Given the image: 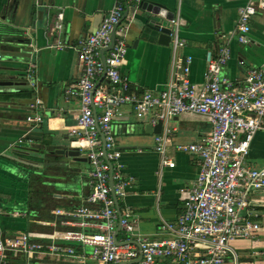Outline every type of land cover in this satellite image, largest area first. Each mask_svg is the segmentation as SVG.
<instances>
[{
	"label": "crops",
	"instance_id": "1",
	"mask_svg": "<svg viewBox=\"0 0 264 264\" xmlns=\"http://www.w3.org/2000/svg\"><path fill=\"white\" fill-rule=\"evenodd\" d=\"M116 1L0 0V79H11L6 73L15 71L7 67L26 71L32 68L36 82L34 87L30 86L23 77L24 86L7 87L15 92H0L1 235L50 232L53 222L61 218L54 214L55 209L71 210L85 203L90 191L88 161L83 162L82 168L78 161L50 156L51 163L48 161L41 170L15 160L17 157L29 159L30 155L15 153L9 146L23 135L31 137L23 142H31L28 147L32 154L33 149L76 145L67 130L76 122L79 102L74 97L65 99L64 91L79 79L81 64L76 49L56 48V39L59 37L74 45L97 28ZM157 1L174 15L179 14L180 37L185 43L179 55L192 57L189 79L201 83L206 68V51L221 41V34L229 33L235 27L238 8L247 0ZM126 5L128 14L120 26L126 28L128 49L120 67L121 74L132 88L158 93L170 78L171 44L159 43L158 33L142 24L145 12L134 8L132 3ZM60 14L62 28L58 35L54 25ZM250 23L248 42L229 39L230 58L223 67V73L239 86L245 84L249 68L264 63V9L254 14ZM3 55L20 60L6 61ZM21 90H30L31 96L17 95ZM35 98L42 101L43 121L31 125L26 116L32 112L30 102ZM122 112L113 121L116 143L121 151L118 162L124 176L131 179L125 196L118 199L119 207L122 210L130 208L136 220L137 234L149 239L166 238V234L159 230V222L161 219L176 220L183 204L179 190L191 185L199 170L197 155L179 150L178 146L200 141L210 132L211 124L205 116L195 113H183L169 120L173 129L165 155L175 162L170 167L161 165L160 155L155 150V133L146 131L156 110L137 117L127 105ZM81 155L85 156L84 149H81ZM245 161L254 168L264 165V130L255 133ZM31 169L34 171L30 172ZM44 182H59L61 189L44 185ZM250 200L251 219L260 227L247 238L233 239L231 244L238 254V264H264V188L253 190ZM124 236L119 229L117 237ZM88 250L89 247L84 248L85 253ZM8 257L7 264H96L88 258L82 261L77 257L47 256L32 260L23 253H11ZM226 264H234L230 254Z\"/></svg>",
	"mask_w": 264,
	"mask_h": 264
},
{
	"label": "built area",
	"instance_id": "2",
	"mask_svg": "<svg viewBox=\"0 0 264 264\" xmlns=\"http://www.w3.org/2000/svg\"><path fill=\"white\" fill-rule=\"evenodd\" d=\"M139 2L117 0L97 28L74 45L56 39V48H75L81 64L79 79L65 89L64 96L79 102V114L67 134L76 143L73 147L84 149L90 191L84 204L71 210L55 209L54 214L61 218L53 222L50 232L0 234V264H7L11 253H23L32 260L47 256L77 257L82 261L88 258L96 264H226L230 254L238 264L231 241L247 238L259 229L260 224L251 219L250 193L264 188V165L250 167L245 159L255 133L264 130V63L249 68L246 82L240 86L223 73V67L230 58L229 39L249 41L251 17L264 9V0H247L239 6L235 27L221 34V41L206 51L204 80L199 84L189 79L192 57L179 55L185 43L180 37V16L173 15L169 20L170 78L158 93L131 87L120 71L128 49L126 28L118 25L114 38L111 36L125 4L132 3L137 8ZM61 20L62 14L54 25L58 35ZM111 42L104 51L103 63L101 49ZM103 73L105 83L102 79L96 86ZM25 77L34 87L32 68ZM127 105L137 117L156 110L151 125L162 121L160 133L154 136L161 165L175 164L165 155L173 129L169 120L195 113L205 116L211 124L210 132L200 141L178 146L179 150L197 155L199 170L191 185L179 190L183 204L176 220H160L159 230L166 234L163 239L137 234L130 208L120 209L119 218L111 194L110 178L117 199L125 196L131 179L124 176L118 162L121 151L113 122ZM30 108L26 121L31 125L41 123L42 101L35 98ZM118 224L125 234L123 238L116 235L119 243L115 241ZM86 247L90 248L88 253L84 251Z\"/></svg>",
	"mask_w": 264,
	"mask_h": 264
},
{
	"label": "water",
	"instance_id": "3",
	"mask_svg": "<svg viewBox=\"0 0 264 264\" xmlns=\"http://www.w3.org/2000/svg\"><path fill=\"white\" fill-rule=\"evenodd\" d=\"M137 7H138L140 12L141 11L145 12L143 20L141 21L142 24L144 26H146V28H148L149 30L156 31L158 33V42L159 43L165 44V45L169 44V42H170L169 20L173 17V15H174L173 12L168 10L165 5H163L161 2H159L157 0H140ZM127 14H128V6L126 5L121 19L119 20L118 23H116L114 25V27L112 29V32H111L112 39L114 38V33H115L116 27L118 25H120V23L122 22L123 19L126 18ZM3 41L6 42V40H3ZM111 45H112V42L108 47L101 49L100 53H101V59H102L103 63L105 62L104 51L107 50L109 47H111ZM2 57H3V60H6V61H11L13 59H15V60L17 59L15 57H12L11 55H3ZM19 60L20 59L18 58L17 61H19ZM4 69H5V67H4ZM7 69L11 70V71H15V72L6 73V77H11V79H0V87H1L0 92H7V93L15 92L16 91L15 89L7 88V87L24 86L26 84V81L22 80V79L25 78L26 72H24V71H26V69L18 68V67L17 68L7 67ZM104 75H105V73H103L101 75L99 81L96 82V86L104 78ZM6 103L8 104L9 102H6ZM161 129H162V121L161 120H158L157 123L154 125L148 124L146 126L147 132H153L155 134L160 133ZM27 137L31 139L30 136L25 137V135H23V136L17 138L16 142H12L11 143L12 145L9 146L12 148L11 150L14 151L15 153L28 154L29 149H31L28 146H30L29 143H31V142H23V139L25 140V139H27ZM101 138L103 141V136H101ZM32 151H33V153L37 154L34 156V159H26V158L22 159L21 157H17L15 160L25 162L27 164H31L35 168L37 167L38 169H41V170H43L42 168L44 167V164H46L48 161H50L48 159V157H50V156L52 157L55 155H58L59 157H63L65 159H70L71 161H78V162H87L88 161L86 156L81 155V151L79 150V148L73 147V146H70V147H68V146L67 147L66 146H54V147H52V149L51 148L33 149ZM53 162H55V161H53ZM49 163H51V161ZM59 163L60 162H58V164ZM61 164L63 165V162ZM109 165L111 167V163H109ZM31 171H34V170L31 169L30 172ZM40 173H42V171ZM109 184H110V188H111V194L114 198L115 206H116L119 218H120V207H119L118 199L114 194L113 182H112L111 178H110ZM44 185H52L55 189H61L59 182H54L52 184L44 182ZM119 229H120V225L118 224V227H117L116 232H115V241L117 243H119V242L116 239V235H117ZM122 264H128V263L123 262Z\"/></svg>",
	"mask_w": 264,
	"mask_h": 264
},
{
	"label": "trees",
	"instance_id": "4",
	"mask_svg": "<svg viewBox=\"0 0 264 264\" xmlns=\"http://www.w3.org/2000/svg\"><path fill=\"white\" fill-rule=\"evenodd\" d=\"M17 95H19V96L28 95L26 97H30L31 96V91L30 90H21L20 92H17ZM56 156L58 157V155H55V157ZM0 234H1V232H0Z\"/></svg>",
	"mask_w": 264,
	"mask_h": 264
},
{
	"label": "rangeland",
	"instance_id": "5",
	"mask_svg": "<svg viewBox=\"0 0 264 264\" xmlns=\"http://www.w3.org/2000/svg\"><path fill=\"white\" fill-rule=\"evenodd\" d=\"M35 155H37V154H36V153L30 154V158H31V159H34V156H35ZM75 163L77 164V162H75ZM78 164H79L80 166H81V165L83 166L84 163H83V162H78ZM82 166H81V167H82ZM82 168H83V167H82ZM88 251H89V250H88Z\"/></svg>",
	"mask_w": 264,
	"mask_h": 264
},
{
	"label": "flooded vegetation",
	"instance_id": "6",
	"mask_svg": "<svg viewBox=\"0 0 264 264\" xmlns=\"http://www.w3.org/2000/svg\"><path fill=\"white\" fill-rule=\"evenodd\" d=\"M30 153H31V151H28V157H29ZM31 154H32V153H31ZM29 159H31V158H29Z\"/></svg>",
	"mask_w": 264,
	"mask_h": 264
}]
</instances>
